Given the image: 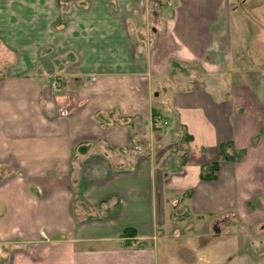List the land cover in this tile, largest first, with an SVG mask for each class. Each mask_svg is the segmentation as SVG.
<instances>
[{
	"label": "crops",
	"instance_id": "0c3cea01",
	"mask_svg": "<svg viewBox=\"0 0 264 264\" xmlns=\"http://www.w3.org/2000/svg\"><path fill=\"white\" fill-rule=\"evenodd\" d=\"M172 2L0 0V264H264L222 230L264 216L262 116L222 94L230 6Z\"/></svg>",
	"mask_w": 264,
	"mask_h": 264
},
{
	"label": "rangeland",
	"instance_id": "374dc122",
	"mask_svg": "<svg viewBox=\"0 0 264 264\" xmlns=\"http://www.w3.org/2000/svg\"><path fill=\"white\" fill-rule=\"evenodd\" d=\"M227 3L231 12L228 15L229 62L222 74V94L231 97L233 91L242 88L247 91L250 99L254 100L251 107L262 116L264 135V0H227ZM164 4L163 11L169 10V6ZM139 11L142 12L143 8ZM145 15L151 18V11ZM147 22L138 26L144 27V34L152 35L153 25L149 20ZM260 208L264 210V199ZM220 226L218 224V228ZM223 229L230 236L237 234L243 251H248L254 261L264 263V216L258 225L253 226L237 217L225 215L222 218Z\"/></svg>",
	"mask_w": 264,
	"mask_h": 264
},
{
	"label": "trees",
	"instance_id": "16d2710c",
	"mask_svg": "<svg viewBox=\"0 0 264 264\" xmlns=\"http://www.w3.org/2000/svg\"><path fill=\"white\" fill-rule=\"evenodd\" d=\"M158 117L159 116L156 113H154V124L157 123ZM176 121L177 120H175V123H176ZM176 126L179 129H182L178 121H177ZM230 147H231L230 145L222 146V150H221L222 161H235L236 160V157L234 155H231L229 153V151H228V149H230ZM180 158L182 159L180 165H183L185 155L184 154L181 155ZM218 168H219V164L218 163H214V164H212L210 166L202 167L201 179L203 181L214 180L215 177H216V173L218 171Z\"/></svg>",
	"mask_w": 264,
	"mask_h": 264
},
{
	"label": "built area",
	"instance_id": "2783aa9c",
	"mask_svg": "<svg viewBox=\"0 0 264 264\" xmlns=\"http://www.w3.org/2000/svg\"><path fill=\"white\" fill-rule=\"evenodd\" d=\"M169 7H172L173 6V3L171 0H163ZM51 87L52 89L55 91V92H60L61 89H62V81L57 79L55 80L54 82H52L51 84Z\"/></svg>",
	"mask_w": 264,
	"mask_h": 264
}]
</instances>
